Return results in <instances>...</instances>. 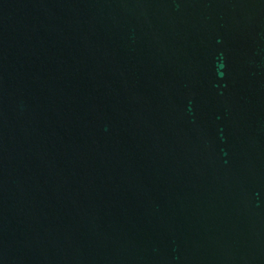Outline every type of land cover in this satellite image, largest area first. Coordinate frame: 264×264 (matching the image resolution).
Listing matches in <instances>:
<instances>
[{
  "label": "water",
  "instance_id": "1",
  "mask_svg": "<svg viewBox=\"0 0 264 264\" xmlns=\"http://www.w3.org/2000/svg\"><path fill=\"white\" fill-rule=\"evenodd\" d=\"M0 264H264V0H0Z\"/></svg>",
  "mask_w": 264,
  "mask_h": 264
}]
</instances>
